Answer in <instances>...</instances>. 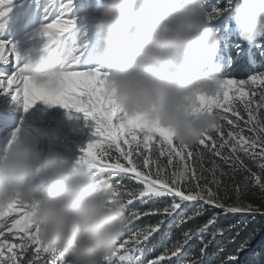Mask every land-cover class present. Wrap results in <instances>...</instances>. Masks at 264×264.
I'll return each instance as SVG.
<instances>
[{
	"label": "snow or ice",
	"instance_id": "6c2138e0",
	"mask_svg": "<svg viewBox=\"0 0 264 264\" xmlns=\"http://www.w3.org/2000/svg\"><path fill=\"white\" fill-rule=\"evenodd\" d=\"M13 4V0H0L3 6L0 7V37L4 36ZM36 5L40 26L35 35L44 38L45 48L51 45L67 51L68 59L63 70L53 74L48 85H40L25 72L27 54H21L17 43L12 40L0 38V92L11 95L14 102H22L25 112L37 101H43L83 113L85 121H94L90 138L76 163L92 170L99 182L111 184L112 199H122L126 206L137 200L155 205L161 198H171L166 206L136 210L126 216V227L142 216L160 215L163 218L121 240L111 255L103 258V264H168L174 257L179 260L185 245L194 236L205 233L215 223V216L203 226L185 232L182 241H177L162 254L145 261L143 258L149 251L147 242L153 234L161 231L166 220L169 225L183 224L201 215L205 206L221 209L226 214L256 211L250 205L223 203L217 190L220 184L216 176L218 170L221 175L225 173L216 161H211L212 167L208 169L204 168L203 161L206 153H210L226 164L238 165L250 172L243 186L247 187L251 182L264 191V71L248 74L244 79L220 75L217 94L201 97V107L218 113V124L205 132L195 147L180 144L171 131L158 122L148 121L139 114L129 117L122 112L115 103L114 92L110 94L106 90L107 72L99 67L81 66L88 39L87 33L81 34L77 30L74 0H36ZM231 7L229 0L226 7L214 6L208 11L209 22L215 24L225 38L233 36L234 30L229 26L230 19L223 23L220 19L230 13ZM233 47L235 56L229 58L228 64L247 58L244 65L247 74V67L254 65L255 58L259 57L261 67H264V40L248 48L236 43ZM216 67H221V64L216 63ZM200 70L209 69L201 67ZM242 113H246V117ZM18 136L19 129L11 134L4 152L17 142ZM246 159L256 164L259 173L251 172ZM197 164L200 165L199 171ZM205 171L211 175V184L209 177L204 175ZM114 179L115 184L112 183ZM126 180L134 181L136 187L129 188L124 183ZM227 192L226 188V195ZM236 194L237 198L242 194L240 186ZM189 208L194 209L191 214ZM13 214L18 218L9 224L6 218ZM218 234H223V230H218ZM29 249L32 250L30 257ZM44 253L48 255L47 259L42 256ZM69 259L67 250L56 252L45 248L26 206L13 203L0 211V264H25V261L30 264H68ZM230 259L237 261V256ZM183 264L201 262L186 259Z\"/></svg>",
	"mask_w": 264,
	"mask_h": 264
},
{
	"label": "clouds",
	"instance_id": "9594fccd",
	"mask_svg": "<svg viewBox=\"0 0 264 264\" xmlns=\"http://www.w3.org/2000/svg\"><path fill=\"white\" fill-rule=\"evenodd\" d=\"M231 22L252 46L264 36V0H239ZM89 31L93 61L107 68L106 90L122 112L158 122L190 146L218 124V113L201 107L202 96L217 94L220 77V33L205 0H107ZM68 56L43 45L40 55L26 60L25 72L48 85ZM112 191L60 150L44 152L22 139L0 156V211L26 206L45 248L67 250L68 264H103L114 251L127 217Z\"/></svg>",
	"mask_w": 264,
	"mask_h": 264
},
{
	"label": "rangeland",
	"instance_id": "374dc122",
	"mask_svg": "<svg viewBox=\"0 0 264 264\" xmlns=\"http://www.w3.org/2000/svg\"><path fill=\"white\" fill-rule=\"evenodd\" d=\"M106 2L107 0H74L73 14L78 18L77 30L81 34L87 33V39H88L87 50L81 60L82 67L85 68L97 67V65L93 61L95 40L91 38L89 30L96 23V19L99 15V11L101 9L102 4ZM220 2H221L220 0H208V2H206L205 0L206 10L211 11L214 6H219L221 8H224L223 3ZM228 2L229 0L226 1L225 6H227ZM13 3H14L13 9L9 13L7 18V26L4 32V36L0 38L6 40L10 39L13 42L17 43L19 52L21 54H27L28 59L35 58L36 56L40 55L41 49L45 43L44 38L35 35L36 31L40 26V14L37 9L36 0H13ZM231 4L232 7L230 13L224 17H221L220 23H223L225 19H230L229 26L234 30V35L225 38L224 34L222 32H219L221 43H220V50L216 57V63L221 64V67H219V72L221 76H228L229 78H236V79H244L247 77L243 78L239 76L236 70L237 68H239V65H241V63H242V69L245 70L244 65L247 63V61H243L245 60V58L235 64L227 63V61L231 56L227 54L225 48H233L232 50L231 49L230 50L235 51V48L233 47L235 41L233 38L237 34L235 30V26L231 22L232 9H234L236 4L233 0H231ZM0 7L3 6L0 5ZM211 26L214 29H217V26L215 24H211ZM260 40H264V37L263 39H259L258 37L256 42ZM240 46L244 48H248L247 44L244 42ZM255 60L256 63L254 65H249L247 67L248 74H254L256 71H264V67H261L260 58L256 57ZM110 66H111V62L108 67ZM101 70L107 71V68ZM242 114L245 117L247 115L246 113H242ZM262 118H264V116H262ZM93 126H94V121L92 120L85 121L83 117V113H77L74 110L65 109L60 105H49L44 103L43 101H37L27 112H25L22 106V102L20 101L14 102L11 98V95L3 94L2 92H0V156L4 155V148L11 134L17 131V129H19L18 140L23 139V140H28L30 142H34L44 152H48L52 150H60L66 155H69L73 160H76L82 154L81 149L88 142L90 138L91 129ZM245 162H248V164L252 166L253 172L259 173V168L251 160L246 159ZM196 167L199 171L200 165L197 164ZM204 175L209 177L208 182L211 184L210 173L205 171ZM112 183L115 184L116 180L114 179ZM124 183L127 184L129 188L136 187L134 181L126 180L124 181ZM201 183H204V181H201ZM235 186L236 184L233 185V187ZM212 187H216V185L212 184ZM249 188L250 185L248 184L247 187L244 188V191L242 190V194L239 196V198H237V194H234L235 196L234 200H229V199L226 200V198H222L221 200L226 205H237V204L240 206L250 205L256 209V211L252 213L240 214L243 216L249 214L257 215L263 213L260 207L264 202V191H262L258 187L259 191L256 193V195L251 196L250 195L251 191L247 192ZM221 189L222 191H225L226 186H221ZM170 200L171 198H167V197L161 198L160 200L156 201L155 204H159L161 201H163L164 202L162 203L163 204L162 207H163L166 206L167 203L170 202ZM136 202L141 203L139 200H137L134 201L131 205L125 206L124 213L126 216L130 215L132 212L135 211L134 209H132V206ZM152 203L153 202H148L146 204L141 203V204L147 205ZM206 207L207 206H205V209L202 212V214L207 210ZM193 210L194 209L189 208L188 209L189 214H191ZM209 210L212 213V209ZM213 216L216 217L215 221L220 220V217H217L216 215ZM195 217H193V219ZM14 218H18V216L16 214H13L12 216L7 217L6 219L10 224L11 220ZM135 221L136 220H134L130 225H128L125 228L117 244H119L123 239H128L129 236L134 234L137 230H140V228L133 226ZM167 225L170 226L168 224V221L166 220L165 225L162 228H164ZM210 227L211 225L209 226V228L205 233L198 236H194L188 242V244L185 245L180 255V259L178 260L175 257L172 258L171 260L173 262L172 264H183L184 260L186 259L193 260L190 259V256L188 255V251L190 252L193 250L194 245L196 244L193 243L195 240L203 244L204 251L202 254H205L207 247L205 248L204 246L207 245V239L210 238L209 237L210 233L211 234L213 233L210 231ZM155 234H153V236L147 242V248L149 251L147 255L143 258L145 261L151 258H155V256H153L154 251L152 249L153 248L152 243ZM170 234L172 235V233ZM215 234L216 235L214 236V239L210 241L211 244H213V242L214 243L217 241L219 242L220 237L223 235V234H218L217 230ZM204 235H208L207 238H204ZM183 238L184 237H181V239L178 241H182ZM255 242L256 239L252 243L243 244L240 247L238 254H240V256H243L251 252L256 247ZM231 243L233 244V242ZM224 251L225 248L221 250V252ZM31 252L32 250L29 249L28 252L29 257L31 256ZM42 256L45 259L48 258V255L46 253L42 254ZM240 263H241L240 261H232L230 259L225 264H240ZM201 264L204 263L201 262Z\"/></svg>",
	"mask_w": 264,
	"mask_h": 264
},
{
	"label": "trees",
	"instance_id": "16d2710c",
	"mask_svg": "<svg viewBox=\"0 0 264 264\" xmlns=\"http://www.w3.org/2000/svg\"><path fill=\"white\" fill-rule=\"evenodd\" d=\"M220 3H223V7H226L227 0H220ZM235 4L239 3V0H233ZM264 36H260L259 39H263ZM234 41L236 44L241 45L243 42L239 39L238 34L234 36ZM261 41V40H260ZM249 47V45H247ZM226 52L229 56L234 57L235 51H231L233 48H225ZM231 49V50H230ZM247 61V58L245 60ZM242 61V62H243ZM237 74L241 77H247L245 70L242 69V63L237 68ZM248 71V70H247ZM195 147V146H194ZM216 161L220 165V169L225 173L224 175L220 174V171H217L216 178L219 181L220 187L217 189L221 199L226 198V200H234V194H236V189L240 186L241 193L244 191L243 181L246 177L250 176V172L246 169H241L238 165L233 167L231 164H226L219 157H215L210 153H206L205 160L203 161L205 168H211V161ZM247 167L251 169L253 172L252 166L245 162ZM233 187V185H235ZM250 188L247 192H250L251 196H255L259 191L258 187L254 186L253 183L249 182ZM221 186H226L228 189L227 195L225 191H222ZM216 188V187H214ZM223 188V187H222ZM166 201V200H165ZM222 201V200H221ZM163 201L159 204H141L136 202L133 204L132 209L136 210H147L153 206L162 207ZM161 205V206H160ZM261 210L263 213L261 214H249V215H240V214H230L225 213L221 209L206 207V211L196 216L193 220H188L184 224L174 223L170 226H165L162 228V231L154 235V240L152 243L153 246V256H157L162 254L165 249L170 248L174 243L184 237V233L189 230H194L198 227L203 226L213 215L220 217V220L215 221L214 224L211 225L209 239H207V250L205 254H202L201 249L203 248V244L195 240L193 243L194 248L192 251H188V255L190 259L202 262L204 264H225L230 257L237 256V261H240V264H264V202L261 205ZM209 209H212V213ZM214 212V213H213ZM163 217L160 215L155 216H142L139 220H136L133 226L137 228L143 229L147 226L154 225ZM223 230V235L220 237L219 242L210 243L214 239V235L216 230ZM209 231V232H210ZM172 233V235L170 234ZM208 235H204V238H207ZM256 239V247L246 255L240 256L238 254L240 247L246 243H252ZM233 242V244L231 243ZM231 243V244H230ZM225 248L224 252L221 250ZM173 262H168V264H172Z\"/></svg>",
	"mask_w": 264,
	"mask_h": 264
}]
</instances>
